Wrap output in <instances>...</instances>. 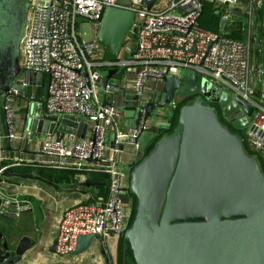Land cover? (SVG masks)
I'll return each mask as SVG.
<instances>
[{"label":"built area","instance_id":"obj_1","mask_svg":"<svg viewBox=\"0 0 264 264\" xmlns=\"http://www.w3.org/2000/svg\"><path fill=\"white\" fill-rule=\"evenodd\" d=\"M148 1L151 0H29L19 42L20 73L0 97V162H6L0 168V183L2 172L15 166L70 171L78 186H84L92 173L108 177L104 194L89 193L87 199L62 212L55 238L59 257L73 253L80 235L93 234L104 240L112 232L127 228L132 208L123 200L122 192L129 183L125 184L124 174L110 151L115 152L114 145L120 146L143 130L168 125V118L157 122V127L149 122L151 119H145L143 100L137 104L136 127L130 129V134L120 131L123 108L114 104L111 96L115 91L110 85H99L109 69H137L131 85L120 77L122 85L136 93L149 81L170 78L185 70L200 74L212 86L252 108L240 137L260 165L264 160V18L256 21L257 10L264 13V0H209L216 6H226L221 19L230 18V22L234 16L245 17L244 39L230 37L225 28L221 33L202 29L198 25L201 0H169L166 6L156 9L157 1L150 8L146 6ZM102 7L135 14L134 30L127 35L114 61L104 58V48L96 39L83 40L79 30L80 23L85 22L92 25L94 32ZM37 75H41L40 84ZM31 104L33 110L40 105L38 116L28 113ZM42 114L58 119L78 115L87 119V127L79 138L73 134L63 137L57 128L46 133H42V126L35 132L26 128V118L43 121ZM110 133H114L113 146ZM0 200L2 216L17 217L31 209L29 202L9 197L1 185Z\"/></svg>","mask_w":264,"mask_h":264},{"label":"water","instance_id":"obj_2","mask_svg":"<svg viewBox=\"0 0 264 264\" xmlns=\"http://www.w3.org/2000/svg\"><path fill=\"white\" fill-rule=\"evenodd\" d=\"M156 1H148L146 6L150 8ZM28 7L29 0H0V97L20 73L19 42ZM134 19L133 11L101 8L94 33L106 60L118 58L127 35L134 30ZM229 20H220L219 33ZM120 73L118 68L109 69L99 85H110L123 99L128 120L124 134L137 125L140 101L144 100L145 119L155 120L174 96L194 99L180 107L178 125L170 134L158 138L156 129L143 130L120 144L121 149L125 143L135 145L143 156L154 143L140 161L130 164L129 186L124 191L136 199L134 218L127 229L112 234L128 242L136 264H264V160L260 165L245 151L240 135L222 124L214 104L237 131L248 125L252 108L193 70L153 81L140 93L122 85ZM40 81L41 75H37V84ZM33 108L31 104L28 113L38 116L40 105ZM130 118H134L132 123ZM41 119L29 116L26 128L35 132L42 126V133L57 128L81 137L87 127V119L78 115L58 119L42 114ZM84 185L90 188L98 183L88 176ZM16 236L13 231L8 240L0 229V264H17L36 246L31 236ZM96 238L93 234L78 236L72 254L82 253ZM55 247L56 240L50 252L54 253ZM100 252L106 257L103 242Z\"/></svg>","mask_w":264,"mask_h":264},{"label":"crops","instance_id":"obj_3","mask_svg":"<svg viewBox=\"0 0 264 264\" xmlns=\"http://www.w3.org/2000/svg\"><path fill=\"white\" fill-rule=\"evenodd\" d=\"M237 8L243 11L242 5H238ZM137 73L138 70L132 68L120 73V77L122 76V78H125L127 84L131 85L134 83ZM153 84V81H149L146 85L149 87ZM111 97L116 106L119 108L123 107L124 101L119 97L117 91H115ZM22 112L23 111H19V114L23 115ZM124 113L125 111H123V117L119 122V128L122 132H124L128 125V120ZM166 118H169L167 113L162 111L159 118L150 120L149 122L151 123L153 121L156 124L155 127H157V124L166 121ZM133 120L134 118H130L129 122L132 123ZM112 134L114 135V133ZM112 134L110 133L109 136L110 146H113ZM65 135L67 134H62L63 137ZM74 137L79 138L76 135H74ZM7 144L8 142L6 141V145ZM113 148H115L116 151H110V154L117 161L120 171L124 174L125 184H128L131 172L130 164L133 160L139 161L142 159V155L137 152L136 146L131 143H125L122 149L115 145ZM92 181L96 182L94 180ZM0 185L9 197L27 201L31 206V209L21 213L17 217L2 218L0 220L1 231L11 229V231L14 230L18 232V238L23 234H27L37 241L36 246L30 249L17 264H58L64 262L68 264H115L118 240L120 238L116 234H112L104 240L101 238L95 239L97 240V244H99V255H95V253L90 250V247L94 244V240L85 251L77 255L72 254L70 259L61 258L55 252H50L53 242L55 241L57 225L62 212L72 205L87 199L89 193H97L98 191H96V189L98 185L92 186L93 189L90 190L91 187L78 186L72 179L68 182L65 180L51 181L46 178L42 179L35 176H15L8 180L4 178ZM122 198L126 204L132 208V202H130L131 195L127 191L122 192ZM101 242L106 243V246H104L107 258L100 252Z\"/></svg>","mask_w":264,"mask_h":264},{"label":"trees","instance_id":"obj_4","mask_svg":"<svg viewBox=\"0 0 264 264\" xmlns=\"http://www.w3.org/2000/svg\"><path fill=\"white\" fill-rule=\"evenodd\" d=\"M244 1H247V0H244ZM201 3H202V7L200 10V15L198 17V25L202 29L217 33L219 30V24H220L221 17L225 14L227 10L226 6H216L214 2H211L209 0H201ZM263 18H264L263 11L257 10L256 21L261 22ZM246 27L247 26H246L245 17L234 16L232 20L225 25L224 28H225V31L228 32L230 37L234 39H244L246 35ZM214 106L217 112L219 113L220 112L219 107L216 104H214ZM179 109L175 111L173 115H170V117L167 119L168 125L161 126L158 129H156V131L158 132V138L163 135L170 134L174 130V128L178 125ZM220 121L222 122L223 125H225L223 121L221 120V118H220ZM230 131L237 133L241 136V131H237L235 129H230ZM153 144L154 143L150 145L146 153L143 154L142 158L152 149ZM243 145H244L245 151L249 155H251L252 152L245 145V143H243ZM5 165H6L5 161L0 162V168ZM73 175H74L73 172H70V171H57V170H51V169H33L30 167H24V166L11 167L2 172V178L3 179L5 178L7 180L15 176H19V177L35 176V177L42 178V179L46 178L47 180H51V181L65 180L68 182L71 179L73 180ZM89 177L91 180L98 182V186L96 189V191H98L97 193L104 194L106 192L107 181H108L107 175L100 174V173H92L89 175ZM91 189L93 188L91 187L90 190ZM130 195L131 197H133L134 205L132 207L131 219L128 223L127 228L130 226L134 218L135 206H136L135 197L131 193ZM116 257H117L116 259L118 260V264H136L128 242H126L124 238L122 237H120L118 240Z\"/></svg>","mask_w":264,"mask_h":264},{"label":"rangeland","instance_id":"obj_5","mask_svg":"<svg viewBox=\"0 0 264 264\" xmlns=\"http://www.w3.org/2000/svg\"><path fill=\"white\" fill-rule=\"evenodd\" d=\"M169 0H158L157 1V5L158 6H155L154 9H156V7H164L166 6L167 2ZM79 30H80V34H81V37L83 40L85 41H88V40H92V39H96V36L95 33L93 32V27L91 24L89 23H85V22H81L80 23V26H79ZM125 72V70H123ZM123 71H121V73H123ZM127 71V70H126ZM176 100V98H174V101ZM169 109L170 107L168 106L167 108L163 109L162 111H164L165 113H168L169 112ZM132 202V207L134 205V202H133V197H131V201ZM18 235V234H17ZM18 237L16 236L15 239H17ZM97 240H94V244L92 245V247H90V250L93 251V253H95V255H99V244H97L96 242ZM104 243V242H103ZM92 244V243H91ZM104 245L106 246V243H104ZM72 257V254L70 255H67V256H63L61 258H64V259H70ZM117 258V257H116ZM115 264H118V260L116 259L115 261Z\"/></svg>","mask_w":264,"mask_h":264},{"label":"flooded vegetation","instance_id":"obj_6","mask_svg":"<svg viewBox=\"0 0 264 264\" xmlns=\"http://www.w3.org/2000/svg\"><path fill=\"white\" fill-rule=\"evenodd\" d=\"M174 98H176V100L174 101ZM174 98H173V101L170 103V105H169V107H170V109H171V111H169L170 113H171V115H173V113L175 112V111H177L181 106H183V105H185V104H187V103H190V102H192V100L194 99V98H190V99H186V98H182V97H180V96H174ZM175 102V103H174ZM217 105V104H216ZM218 106V105H217ZM168 106H166L165 108H167ZM219 107V106H218ZM164 108V109H165ZM220 108L221 107H219V110H220ZM169 109V110H170ZM162 112V111H161ZM216 112H217V110H216ZM218 113V112H217ZM219 114V116H220V118H221V120L223 121V123L225 124V126H227L229 129H234L233 128V126L229 123V122H226V120H224L223 119V117H222V115H221V113L219 112L218 113ZM128 193H129V191H127ZM130 194V193H129ZM8 218V217H7ZM2 219V218H1ZM14 230H12L11 231V229H7V230H5V231H2V233L5 235V237L9 240L10 239V237H9V235L13 232ZM17 232V231H16ZM18 233V232H17ZM39 237V236H38ZM38 237H37V239H38ZM56 238V237H55ZM104 244V243H103ZM105 247V246H104ZM13 255H11L10 257H12Z\"/></svg>","mask_w":264,"mask_h":264},{"label":"bare ground","instance_id":"obj_7","mask_svg":"<svg viewBox=\"0 0 264 264\" xmlns=\"http://www.w3.org/2000/svg\"><path fill=\"white\" fill-rule=\"evenodd\" d=\"M49 220V219H48ZM45 252V251H44ZM41 254V253H40ZM42 255V254H41Z\"/></svg>","mask_w":264,"mask_h":264}]
</instances>
